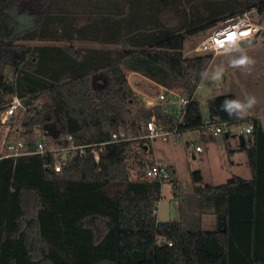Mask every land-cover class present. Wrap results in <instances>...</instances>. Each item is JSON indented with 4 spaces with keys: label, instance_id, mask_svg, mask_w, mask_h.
<instances>
[{
    "label": "trees",
    "instance_id": "16d2710c",
    "mask_svg": "<svg viewBox=\"0 0 264 264\" xmlns=\"http://www.w3.org/2000/svg\"><path fill=\"white\" fill-rule=\"evenodd\" d=\"M14 1L0 0V111L17 94L24 108L13 127L40 126L58 145L68 136L105 144L99 164L88 146L60 173L47 166L52 153L0 159V264H264V128L230 107L234 94L209 98L208 115L253 124L236 149L247 152L251 178L201 185L196 170L194 192L183 195L172 165L167 179L145 176L156 161L146 137L152 114L166 129L205 133L197 89L214 54L185 55L187 36L251 10L264 17V0H40L28 28L16 26ZM129 72L188 97L182 122L147 106ZM94 74L106 83L94 85ZM115 131L129 140L111 142ZM166 181L187 198L179 221L157 218ZM206 214L216 228H205Z\"/></svg>",
    "mask_w": 264,
    "mask_h": 264
},
{
    "label": "rangeland",
    "instance_id": "374dc122",
    "mask_svg": "<svg viewBox=\"0 0 264 264\" xmlns=\"http://www.w3.org/2000/svg\"><path fill=\"white\" fill-rule=\"evenodd\" d=\"M12 6V15L16 20L18 28H28L36 24L29 18V6L37 8L40 0H16ZM184 0H178L176 4L184 6ZM27 5V6H25ZM202 12V8H199ZM248 16L251 20L264 24V17L257 10H251ZM218 22L216 25L220 24ZM178 23V22H177ZM176 23V24H177ZM215 25V26H216ZM215 26L204 28L195 33L189 34L184 43L185 55H191L192 49L197 45ZM255 43L248 46H240L236 51L214 54V57L206 70L203 79L198 87V99L201 102L203 116L208 115L207 101L211 96L224 94H234L237 102L243 105L239 109L241 117H257L264 121V34L263 31L256 37ZM27 43V42H26ZM39 42H29L36 44ZM79 44L78 42H75ZM241 56L248 57L252 63L244 66H233L231 61ZM3 71L12 77L10 66H3ZM106 74H101L97 79L98 86L107 81ZM133 85L144 95L141 97H155L161 92V88L155 83L139 77L133 76ZM141 95V94H140ZM43 94L39 101L46 99ZM250 97H255L256 104L247 109ZM51 128L55 126V121H51ZM246 123L233 126L232 135L227 138H216L204 140L201 130H189L179 138L170 136L167 141L161 137L152 140V148L156 160L171 164L176 169L180 190L183 195L193 193L195 183L192 179V172L199 170L203 175L201 185L226 183L234 175L252 176V170L248 161L246 151H239L240 144L239 131ZM200 145L203 152H195V146ZM228 148L235 150L228 153ZM195 155V158L193 156ZM245 178V177H244ZM249 179V178H248ZM174 189L170 181H166L162 186V192L157 204V218L159 221H179L183 214L181 199L176 198ZM191 199V198H190ZM203 199V198H202ZM190 202V201H189ZM188 203H186L185 206ZM218 219L216 215L206 214L204 216V226L207 229L216 228Z\"/></svg>",
    "mask_w": 264,
    "mask_h": 264
},
{
    "label": "built area",
    "instance_id": "2783aa9c",
    "mask_svg": "<svg viewBox=\"0 0 264 264\" xmlns=\"http://www.w3.org/2000/svg\"><path fill=\"white\" fill-rule=\"evenodd\" d=\"M249 12V11H247ZM244 12L231 19L222 21L216 25L193 49L192 53H213L236 51L240 44L248 39L257 37L264 31V24L251 20L248 13ZM146 105L153 107L161 105L173 114L178 123L182 122L185 109L190 99L181 92L161 87V92L155 97H144ZM24 98L14 94L2 111H0V159L5 157H20L29 154L46 155L52 153L56 156L54 163L48 164V168H54L57 173L63 169V165L74 156H82L86 152V147L91 146V154L95 164H99L101 154L104 150V144L78 145L74 142L72 136L67 137V144L58 145L55 142H47V132L40 126L31 130L27 125L21 124L13 127L12 123L16 113L24 108ZM228 121H223L218 117L207 115L203 119V128L205 134L211 138H222L226 134H232L233 126ZM148 131L146 137L151 140L161 137L167 141L170 136L179 138L182 133L178 126L172 129H166L156 121V116L152 114L146 124ZM253 131V124L247 122L239 131V135H249ZM34 138V147L30 146V139ZM129 140L124 132L115 131L112 133L111 142ZM195 152H202L200 145L195 146ZM168 164L156 160L146 170V177L167 179L169 177ZM172 244V243H170Z\"/></svg>",
    "mask_w": 264,
    "mask_h": 264
},
{
    "label": "clouds",
    "instance_id": "9594fccd",
    "mask_svg": "<svg viewBox=\"0 0 264 264\" xmlns=\"http://www.w3.org/2000/svg\"><path fill=\"white\" fill-rule=\"evenodd\" d=\"M233 66L239 67V66H244V65H248L251 64L252 61L246 57V56H241L238 59H234L231 61ZM256 104V99L255 97H250L249 99V103L247 105V109L253 107ZM230 107L236 108V109H240L243 107V105L239 104V103H233L232 105H230Z\"/></svg>",
    "mask_w": 264,
    "mask_h": 264
},
{
    "label": "crops",
    "instance_id": "0c3cea01",
    "mask_svg": "<svg viewBox=\"0 0 264 264\" xmlns=\"http://www.w3.org/2000/svg\"><path fill=\"white\" fill-rule=\"evenodd\" d=\"M35 19H32V21H34ZM133 76H139V77H142V78H145V79H147V80H149V81H151V82H153L152 80H150V79H148V78H146L145 76H143V75H141V74H139V73H137V72H129V74H128V79H129V82L131 83V85H132V87L134 88V90L140 95L141 94V96L142 95H144V94H142L134 85H133V83H132V81H131V79H132V77ZM100 76H98V78H99ZM97 78V79H98ZM153 83H155V82H153ZM157 86H159V88H161L162 87V85H160V84H157V83H155ZM197 96H198V90H197ZM144 98V97H143ZM261 122H262V125H263V128H264V121H262L261 120ZM201 134H202V138L204 139V140H208V139H214V138H211V137H209L207 134H205V133H202L201 132ZM232 135V134H231ZM246 138V141H247V135H244ZM225 137H228V136H224V137H222V138H224L225 139ZM227 139V138H226ZM239 147V146H238ZM203 152V151H202ZM193 156H194V158H195V155L193 154ZM248 161H249V157H248ZM169 165H171V164H169ZM173 166V165H172ZM174 167V166H173ZM175 171H176V169H175ZM238 176V175H237ZM242 177V176H241ZM251 178V177H246V176H243V178Z\"/></svg>",
    "mask_w": 264,
    "mask_h": 264
},
{
    "label": "water",
    "instance_id": "95a60500",
    "mask_svg": "<svg viewBox=\"0 0 264 264\" xmlns=\"http://www.w3.org/2000/svg\"><path fill=\"white\" fill-rule=\"evenodd\" d=\"M256 40H257L256 37L251 38V39H248V40H245V41H243V42L240 44V46L244 47V46L251 45V44L255 43ZM97 78H98V74H94V75H93V78H92V81H93V84H94V85H95V82H96V79H97ZM211 97H213V96H211ZM211 97H210V98H211ZM226 136H228V134H226ZM239 140L242 141V143H243L244 141H246L245 136H244V135H239ZM233 181H234V177H231V178L228 179L227 182H228V183H231V182H233Z\"/></svg>",
    "mask_w": 264,
    "mask_h": 264
}]
</instances>
